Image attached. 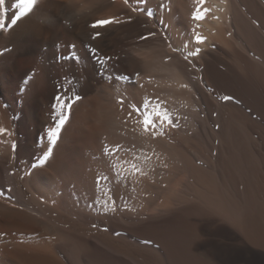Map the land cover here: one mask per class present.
Masks as SVG:
<instances>
[{
  "label": "bare ground",
  "instance_id": "obj_1",
  "mask_svg": "<svg viewBox=\"0 0 264 264\" xmlns=\"http://www.w3.org/2000/svg\"><path fill=\"white\" fill-rule=\"evenodd\" d=\"M4 121L0 264H264V0H0Z\"/></svg>",
  "mask_w": 264,
  "mask_h": 264
},
{
  "label": "snow or ice",
  "instance_id": "obj_2",
  "mask_svg": "<svg viewBox=\"0 0 264 264\" xmlns=\"http://www.w3.org/2000/svg\"><path fill=\"white\" fill-rule=\"evenodd\" d=\"M31 2L34 5V0H31ZM148 14L151 15V13H148ZM193 19L199 21V20L203 19V16L200 15L199 13H194ZM116 23H120V21L116 20L115 18H113V19H99V20H96L91 26L93 29H99V28H103V27H106V26L111 25V24H116ZM101 35H102V33L100 31H95L92 37L93 38H99ZM141 38L144 39L145 37H141ZM195 39H196V42L198 44L204 42V37H202V36L197 35L195 37ZM199 53H200V49L197 48L195 52L189 53V56L195 57V56L199 55ZM79 99H80V97H78V96L75 97V100H79ZM223 99L226 101H231L233 99V97L225 96V97H223ZM55 100H56V103L53 104V109L55 111L58 108L59 109V115H58V117H54L55 125L53 127H50L47 130V137H48L49 143L52 145H55L57 143V140L59 139V136H60L61 129L63 128V126L67 122L68 116L65 114V110L70 112L72 107H73V104L75 102V100H72V99L65 100L63 96H59V95L56 97ZM137 110H139V109L137 108ZM144 124H145V130L146 131L149 128H153V130H154V123L153 122L145 120ZM51 154H52L51 149H49V151L45 152L43 157L39 159V162L34 164L32 167L35 169V168H38L39 165L44 164Z\"/></svg>",
  "mask_w": 264,
  "mask_h": 264
},
{
  "label": "rangeland",
  "instance_id": "obj_3",
  "mask_svg": "<svg viewBox=\"0 0 264 264\" xmlns=\"http://www.w3.org/2000/svg\"><path fill=\"white\" fill-rule=\"evenodd\" d=\"M56 103V102H55ZM53 106V105H52ZM4 123H6V124H4ZM14 123L12 122V121H4L3 123H2V126L0 125V127H3V126H5V128H8L9 130H14V129H16V126L15 125H13ZM10 127H9V126ZM8 126V127H7ZM139 162V161H138ZM144 166H146V165H142L141 164V166H140V169H139V171L137 170L136 171V174L137 173H139V175L137 174V178L139 179L140 178V181H141V178H147L146 176H148V173H149V169L147 168V167H144ZM142 167H144V168H142ZM141 169H145L144 171H142ZM147 169V170H146ZM124 170H121V172L124 174V172H123ZM142 171V172H141ZM148 171V172H147ZM141 173V174H140ZM145 173V174H144ZM144 175V176H143ZM134 183H136L135 181L133 182V186H132V189H133V198H134V200H135V203H136V205H138V206H136V209L137 210H139L140 209V207H144V206H146L147 205V202H146V199H145V189H142L143 187L141 186V185H139L138 183H136L135 185H134ZM139 186H140V188H139ZM123 188V187H122ZM121 188V189H122ZM138 188L139 189H141V191H144V193H142L140 190L138 191ZM125 189V188H124ZM124 189H122L121 190V192H122V194H120L121 196H120V198H122L123 197V191H124ZM141 193V195H140V193ZM138 199V200H137ZM141 199V200H140ZM139 208V209H138ZM41 230L39 231V234H41V236L43 235V233H44V235L41 237H39V239H40V241H43V242H54L55 240H56V234L55 233H53V232H51L48 228L47 229H43V231L41 232ZM51 232V234H49ZM53 233V234H52ZM47 234V235H46ZM53 235V236H52ZM45 239H44V238ZM223 242H226V243H229V242H233L232 240H228L227 238L225 239V238H223V239H221ZM225 240V241H224ZM229 241V242H228Z\"/></svg>",
  "mask_w": 264,
  "mask_h": 264
}]
</instances>
